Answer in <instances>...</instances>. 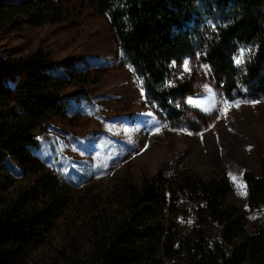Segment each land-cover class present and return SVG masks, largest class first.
Listing matches in <instances>:
<instances>
[{
  "label": "trees",
  "instance_id": "1",
  "mask_svg": "<svg viewBox=\"0 0 264 264\" xmlns=\"http://www.w3.org/2000/svg\"><path fill=\"white\" fill-rule=\"evenodd\" d=\"M64 1L0 4V32L65 22L74 13ZM86 1L107 20L149 101L171 123L191 93L175 76L184 58L207 64L228 100L241 96L242 87L251 99H264V0ZM21 66L16 92L0 91V264H31L64 222L67 246L86 239L87 264H264V159L258 175L243 174L247 205L257 214L252 222L232 202L230 181L190 169L164 177L161 189L125 174L106 202L74 191L27 149L30 133L58 112L55 95L68 81L39 69L34 56ZM4 155L19 162L24 184L6 173Z\"/></svg>",
  "mask_w": 264,
  "mask_h": 264
},
{
  "label": "rangeland",
  "instance_id": "2",
  "mask_svg": "<svg viewBox=\"0 0 264 264\" xmlns=\"http://www.w3.org/2000/svg\"><path fill=\"white\" fill-rule=\"evenodd\" d=\"M64 3L74 13L65 22L22 24L0 32L1 92H16L24 79L21 62L29 56L36 58L39 69L68 81L55 95L58 112L30 133V157L59 182L80 193L103 195L105 202L112 184L125 174L137 183L147 178L155 189L183 168L226 178L232 202L252 222L257 214L247 205L243 174L261 172L264 99H251L242 87L241 96L228 100L207 64L184 58L175 76L190 85L191 93L184 98L180 120L171 123L149 101L107 20L86 0ZM83 76L87 83L79 82ZM1 165L15 183L24 184L16 159L4 155ZM65 226L61 223V231L33 253L31 264H87L86 239L77 237L67 246Z\"/></svg>",
  "mask_w": 264,
  "mask_h": 264
},
{
  "label": "snow or ice",
  "instance_id": "3",
  "mask_svg": "<svg viewBox=\"0 0 264 264\" xmlns=\"http://www.w3.org/2000/svg\"><path fill=\"white\" fill-rule=\"evenodd\" d=\"M243 56H244V53L241 52V54L235 59V63L239 66L240 64L243 63ZM185 71H188V66H187V62H185ZM235 107H238L239 104L237 103L236 105H233Z\"/></svg>",
  "mask_w": 264,
  "mask_h": 264
}]
</instances>
